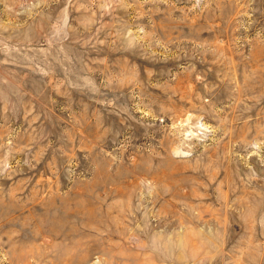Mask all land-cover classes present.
Returning a JSON list of instances; mask_svg holds the SVG:
<instances>
[{"label":"rangeland","instance_id":"rangeland-1","mask_svg":"<svg viewBox=\"0 0 264 264\" xmlns=\"http://www.w3.org/2000/svg\"><path fill=\"white\" fill-rule=\"evenodd\" d=\"M0 264H264V0H0Z\"/></svg>","mask_w":264,"mask_h":264}]
</instances>
